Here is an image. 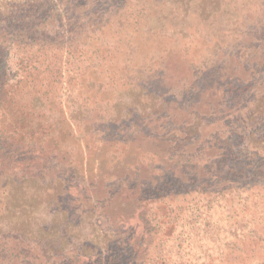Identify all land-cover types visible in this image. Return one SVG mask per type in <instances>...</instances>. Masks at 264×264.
Masks as SVG:
<instances>
[{"label":"rangeland","instance_id":"1","mask_svg":"<svg viewBox=\"0 0 264 264\" xmlns=\"http://www.w3.org/2000/svg\"><path fill=\"white\" fill-rule=\"evenodd\" d=\"M70 1L1 56L27 89L1 94L0 187L61 181L106 237L10 236L0 264H264V0Z\"/></svg>","mask_w":264,"mask_h":264},{"label":"trees","instance_id":"2","mask_svg":"<svg viewBox=\"0 0 264 264\" xmlns=\"http://www.w3.org/2000/svg\"><path fill=\"white\" fill-rule=\"evenodd\" d=\"M70 2L0 0V106L6 102L1 96L2 92L8 98L7 102L15 103L17 96L13 91L21 88L23 92L27 89V85L9 84L7 76L11 71L1 56L4 53L15 54L20 45L23 53L32 54L28 47L41 45L40 42L48 38L43 35L57 32L52 28L57 26L59 9L68 6ZM62 189L61 181L53 182L41 175L26 176L20 180L8 175L0 187V244L1 239L13 236L21 242H37L55 254L80 246L83 255H90L89 249L93 243L96 245L101 241L100 238L106 236L100 230L94 234L93 231H97L98 227L93 223L91 228L96 230H90L93 235L90 237L84 233L83 219H70L68 210L60 200V196L65 193ZM156 193V189L151 192L153 195Z\"/></svg>","mask_w":264,"mask_h":264}]
</instances>
